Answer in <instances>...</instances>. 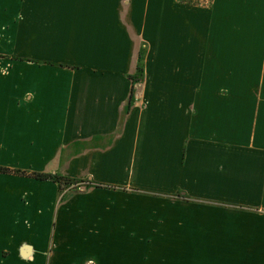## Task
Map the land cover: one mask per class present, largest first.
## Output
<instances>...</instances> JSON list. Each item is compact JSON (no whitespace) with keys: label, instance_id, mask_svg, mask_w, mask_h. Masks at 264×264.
Masks as SVG:
<instances>
[{"label":"crops","instance_id":"obj_1","mask_svg":"<svg viewBox=\"0 0 264 264\" xmlns=\"http://www.w3.org/2000/svg\"><path fill=\"white\" fill-rule=\"evenodd\" d=\"M0 168V264H264V0H0Z\"/></svg>","mask_w":264,"mask_h":264},{"label":"rangeland","instance_id":"obj_2","mask_svg":"<svg viewBox=\"0 0 264 264\" xmlns=\"http://www.w3.org/2000/svg\"><path fill=\"white\" fill-rule=\"evenodd\" d=\"M184 1H186L190 4H199L201 2H207L209 0H184ZM139 64H140L139 67L141 66V68H142V63L139 62ZM141 72H142V69H141V71H138V73H140V74H141ZM9 171L13 175L24 176V177L34 178V179H39V178L33 177V175H31V174H47V173H40V172H33V171H21V170H14V169H11ZM47 175H52V174H47ZM65 181L66 180L61 179L59 182H61L62 185H64V184L67 185L69 181H66V182Z\"/></svg>","mask_w":264,"mask_h":264},{"label":"trees","instance_id":"obj_3","mask_svg":"<svg viewBox=\"0 0 264 264\" xmlns=\"http://www.w3.org/2000/svg\"><path fill=\"white\" fill-rule=\"evenodd\" d=\"M141 69H142L141 66L138 67V71H141ZM0 172L10 173V171L8 169H2V168H0ZM31 175H33V177H36V178H39V179H42V180H45V179H53L56 182H58V181L61 180L60 177L53 176V175H47V174H31Z\"/></svg>","mask_w":264,"mask_h":264}]
</instances>
